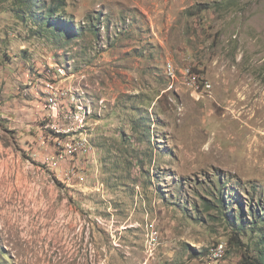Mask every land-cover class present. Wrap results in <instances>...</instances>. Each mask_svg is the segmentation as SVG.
<instances>
[{
    "label": "rangeland",
    "instance_id": "rangeland-1",
    "mask_svg": "<svg viewBox=\"0 0 264 264\" xmlns=\"http://www.w3.org/2000/svg\"><path fill=\"white\" fill-rule=\"evenodd\" d=\"M50 10L60 36L38 24ZM167 63L198 75L200 95L164 91ZM61 90L89 115L41 117ZM18 107L15 128L0 120V264H203L219 242L214 264L256 256L264 0H0V108ZM100 109L145 159L118 161L122 146L83 131ZM138 166L147 183L123 179Z\"/></svg>",
    "mask_w": 264,
    "mask_h": 264
},
{
    "label": "crops",
    "instance_id": "crops-1",
    "mask_svg": "<svg viewBox=\"0 0 264 264\" xmlns=\"http://www.w3.org/2000/svg\"><path fill=\"white\" fill-rule=\"evenodd\" d=\"M165 84L166 85H165L164 91L171 92L174 95L178 92L177 89H173V90H172V88L170 89V83L166 79H165ZM57 96L58 97H56L55 100L59 104V108H58V105L56 103V107L51 109V111H50V108H49L50 106L47 107V110H46V108H44L41 104V106L39 105V107H38V109H40L39 114L41 117L51 116L52 119H53V117L57 118L56 116L60 115L62 112H64V109H66V108L70 110V113L73 116V114H76L77 112H78V114L80 113V111L76 110V108H80V107L82 108L80 110H82L85 113V115H87V116L89 115L86 107L83 105L82 100H80L78 97H76L78 100L76 98L71 99L70 98L71 96H69V94L67 92L65 93L62 90H61V93H59ZM33 103L37 104L35 101L32 100V101L28 102V106L30 107L31 104H33ZM101 109H100V111H98V113H97L98 115L96 117L88 119L87 122H85L83 119L81 121V124L83 125L82 127L80 125H76L78 122H74L71 124L69 122V120H63L61 122L62 129L67 130L66 133H68V131H70V134L68 136L74 137L76 135V133L82 134V131L80 129H79V132H77L76 129L81 127V128H83V131H84L85 126L89 127L88 131L90 133H93V134L99 135V136L108 135L112 142H115L118 145L122 146L121 148H119L118 161L126 162V161H131V160L145 159L148 156V154L144 153L143 151H138V150L134 149V145H133L134 141L128 140V138L126 137V134L124 133L123 128H120V130H118V126H117V132H116L117 138L112 137V135L110 134V129L104 123L105 120L102 121L99 118V117H101V114H102ZM136 111H137V109H133V108H130V112L126 111V109H124V108L118 109L119 115H125V116L131 115L132 113H134ZM22 115L23 116L26 115V108H24V107L23 108L18 107L17 109L9 110V111H7L6 108H4L2 110L0 108V120L4 119V120H6V122L13 123L11 125V126H13V128H15V126H17L14 124L15 120H22L23 119ZM68 117H70L69 114H68ZM39 123L41 126L44 125V123H41V122H39ZM57 124L58 123L55 122L52 124V126L57 129L58 128ZM123 125H125V124L123 123L121 126H123ZM73 126H74V128H73ZM14 130L15 129H13L12 131H14ZM5 140L13 142V139H11L9 136L5 137ZM145 144H146V142H145ZM98 147H101V146H98ZM113 150H114V152L116 151L115 149H113ZM152 154L153 153H149V158L151 160L154 159ZM105 155L110 156V152H108ZM105 155H103V156H105ZM143 170H145V169H143ZM143 170L141 169L140 166H138L135 168L121 169V172L124 175L123 179L128 180L130 182V184H132V183L142 184V182H146V179H144V178L142 180H140L141 176L144 175V173H146V171H143ZM111 171H113V170L111 169L108 171L107 177H110L111 175L114 174V173H110ZM126 185L127 184L125 183L124 186H126ZM138 186H140V185H138ZM138 189H140V188L138 187ZM147 189H150V192H152V193L154 192V189L151 187H148ZM134 193L136 194L137 192L134 191ZM162 214H164V213H162ZM158 215H160V214H158ZM161 249H162V247H160L158 249L159 253H161V251H162ZM165 251H167V250H165Z\"/></svg>",
    "mask_w": 264,
    "mask_h": 264
},
{
    "label": "built area",
    "instance_id": "built-area-1",
    "mask_svg": "<svg viewBox=\"0 0 264 264\" xmlns=\"http://www.w3.org/2000/svg\"><path fill=\"white\" fill-rule=\"evenodd\" d=\"M165 76L170 81V88H173L174 85L183 86L185 89L191 92V95L199 96L200 89H199V76L191 73L189 69H183L182 71H178L173 64L167 63L165 67ZM210 85L208 83L204 84V88L210 89ZM49 89L53 91V87L50 85ZM54 97H49L50 102H54ZM54 107L56 106L53 103ZM225 251V245L223 243H217L213 245L209 249V254L207 255V260L203 264H214L218 261V259L222 256L223 252Z\"/></svg>",
    "mask_w": 264,
    "mask_h": 264
},
{
    "label": "trees",
    "instance_id": "trees-1",
    "mask_svg": "<svg viewBox=\"0 0 264 264\" xmlns=\"http://www.w3.org/2000/svg\"><path fill=\"white\" fill-rule=\"evenodd\" d=\"M57 12L58 11L50 10V11L42 14L43 16H41V18H43V19H40V21H38V24H40V26L46 27V29L50 30L51 32H53V34H56L57 36H60L62 34L58 32L59 30L61 31L59 26L58 25H54L55 24L54 21L50 22V20L53 19L52 16L54 14H56ZM28 13H29V19L31 21L35 18L33 15L37 14L36 11H34L32 8L28 9ZM34 22H35V20H34ZM50 27H53L54 29H52ZM57 29H58V31H57ZM256 245H257V250H256L257 254H256V256H252L251 258H249L247 255L244 254L242 256L240 264H264V234H261L260 241L258 243H256Z\"/></svg>",
    "mask_w": 264,
    "mask_h": 264
},
{
    "label": "clouds",
    "instance_id": "clouds-1",
    "mask_svg": "<svg viewBox=\"0 0 264 264\" xmlns=\"http://www.w3.org/2000/svg\"><path fill=\"white\" fill-rule=\"evenodd\" d=\"M171 89V88H170Z\"/></svg>",
    "mask_w": 264,
    "mask_h": 264
}]
</instances>
